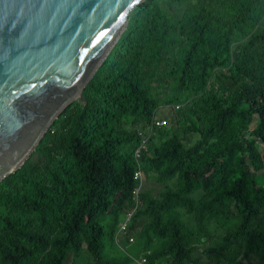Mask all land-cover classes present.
<instances>
[{
	"label": "trees",
	"instance_id": "16d2710c",
	"mask_svg": "<svg viewBox=\"0 0 264 264\" xmlns=\"http://www.w3.org/2000/svg\"><path fill=\"white\" fill-rule=\"evenodd\" d=\"M82 95L0 183V264H264V0H145Z\"/></svg>",
	"mask_w": 264,
	"mask_h": 264
},
{
	"label": "water",
	"instance_id": "95a60500",
	"mask_svg": "<svg viewBox=\"0 0 264 264\" xmlns=\"http://www.w3.org/2000/svg\"><path fill=\"white\" fill-rule=\"evenodd\" d=\"M144 2L0 0V183L30 159L66 105L63 112L85 101L95 68Z\"/></svg>",
	"mask_w": 264,
	"mask_h": 264
},
{
	"label": "rangeland",
	"instance_id": "374dc122",
	"mask_svg": "<svg viewBox=\"0 0 264 264\" xmlns=\"http://www.w3.org/2000/svg\"><path fill=\"white\" fill-rule=\"evenodd\" d=\"M232 54H233V49H232ZM218 75H231V73L229 71V68H226L224 66H220L214 70V73H212V76H214V77H217ZM86 86H87V84H86ZM179 108H180V106L176 105V106L160 107L158 110H156L153 114V117H154V124H156L157 129H167L169 124H170V126L173 123L176 124L175 115H176V112L179 110ZM203 113L204 112H202V114ZM257 123H258V117L255 118V121H252L251 123L247 124V129H250V130L254 129L257 126ZM193 130L194 129H192V131ZM261 153H262L263 162H264V151L261 150ZM152 168H153V165L148 164V165L142 166L140 168V171L145 176L146 173H149L152 171ZM259 174L260 175L255 173L254 167L245 166L243 168V170H241L240 172L235 174V178H236L237 182H239L241 180V178L244 177L245 178L244 185L246 188H249L250 186L259 187L261 185H264V169H263V171L259 172ZM230 183H233L231 180V177H230ZM202 195H203V193H202ZM196 196L200 198L201 190L196 191L192 195V197H194V198H196ZM217 197L220 200L226 199V195L224 193H222L221 191L218 192ZM224 206H227V205H224ZM227 207H231L232 211H234L233 206H227ZM226 220H227L228 224L232 223V218L230 216H228ZM88 255L86 253H83V254L81 253L79 256L71 255V257L69 258V260L65 264H88V263H92L93 261L89 260ZM112 262H113V260L111 258H108V257L101 258L99 260L100 264H109Z\"/></svg>",
	"mask_w": 264,
	"mask_h": 264
},
{
	"label": "built area",
	"instance_id": "2783aa9c",
	"mask_svg": "<svg viewBox=\"0 0 264 264\" xmlns=\"http://www.w3.org/2000/svg\"><path fill=\"white\" fill-rule=\"evenodd\" d=\"M151 125V127H156V124H154V119L149 123ZM144 149L143 146L140 147L139 150L136 151L135 153V157L137 159V162L140 160L141 155L144 153ZM139 169L135 172V180L139 181V186L136 188L135 190V196L136 199L139 198V194L142 191V187H143V174L140 171V165L138 164ZM131 215L129 216L128 220L130 219ZM122 229L125 230V225L122 226ZM130 242H134V239L131 238ZM145 262V260L143 258H141L140 260H137L136 263L137 264H143Z\"/></svg>",
	"mask_w": 264,
	"mask_h": 264
},
{
	"label": "crops",
	"instance_id": "0c3cea01",
	"mask_svg": "<svg viewBox=\"0 0 264 264\" xmlns=\"http://www.w3.org/2000/svg\"><path fill=\"white\" fill-rule=\"evenodd\" d=\"M161 130V129H157L155 127H151V125L149 123L146 124V133L147 136L146 138L141 140L140 146L138 148H136V151L140 149L141 146H143V149L145 150L144 153H147V155H149V151H148V144L151 141V139L156 135V133ZM135 151V153H136ZM142 156V155H141ZM143 160V158L140 157V160L137 162V164H139L141 166L140 161ZM91 264V263H88Z\"/></svg>",
	"mask_w": 264,
	"mask_h": 264
},
{
	"label": "clouds",
	"instance_id": "9594fccd",
	"mask_svg": "<svg viewBox=\"0 0 264 264\" xmlns=\"http://www.w3.org/2000/svg\"><path fill=\"white\" fill-rule=\"evenodd\" d=\"M170 125V124H169ZM169 127V126H168ZM136 158V157H135ZM136 161H137V159H136ZM123 242V241H122ZM134 242H135V240H134ZM134 242H130L129 241V245H132V244H134ZM125 252V251H124ZM129 255V254H128ZM129 257L132 259V264H137L136 263V261L137 260H140V257L139 258H137V257H134V256H132V255H129ZM92 264V263H91Z\"/></svg>",
	"mask_w": 264,
	"mask_h": 264
},
{
	"label": "bare ground",
	"instance_id": "6f19581e",
	"mask_svg": "<svg viewBox=\"0 0 264 264\" xmlns=\"http://www.w3.org/2000/svg\"><path fill=\"white\" fill-rule=\"evenodd\" d=\"M110 49H111V48H110ZM110 49H109V50H110ZM109 50H108V52H109ZM108 52L106 53V55H105V57L103 58L102 62H101L96 68H95V70H96V69H97V68L103 63V61L105 60V58H106ZM75 99H76V98L74 97V98H73V101H74ZM70 102H71V101H70ZM66 106H67V105H66ZM66 106H65V107H66ZM65 107H64V108H65ZM64 108H63V110H64ZM63 110L57 115V117H60V116H61V114L63 113Z\"/></svg>",
	"mask_w": 264,
	"mask_h": 264
}]
</instances>
